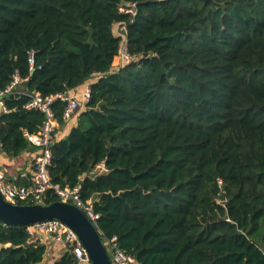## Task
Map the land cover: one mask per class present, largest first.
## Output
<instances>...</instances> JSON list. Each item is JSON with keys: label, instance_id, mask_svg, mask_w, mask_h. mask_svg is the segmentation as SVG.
Instances as JSON below:
<instances>
[{"label": "trees", "instance_id": "1", "mask_svg": "<svg viewBox=\"0 0 264 264\" xmlns=\"http://www.w3.org/2000/svg\"><path fill=\"white\" fill-rule=\"evenodd\" d=\"M124 3L138 4L133 20ZM120 22L135 60L116 69ZM16 75L27 95L0 107L10 157L46 120L29 95L91 84L73 126L54 103L66 135L49 171L93 199L105 244L141 264H264V0H0V90ZM101 162L109 172L88 177ZM58 200L51 190L44 204ZM46 251L0 222V264H43ZM53 264L78 261L63 248Z\"/></svg>", "mask_w": 264, "mask_h": 264}, {"label": "built area", "instance_id": "2", "mask_svg": "<svg viewBox=\"0 0 264 264\" xmlns=\"http://www.w3.org/2000/svg\"><path fill=\"white\" fill-rule=\"evenodd\" d=\"M120 13L129 15L131 19L138 15L137 3H124L120 6ZM117 26L121 30L123 40L119 47L118 55L114 60L116 69H123L135 60V56L129 50L128 40V24L120 22ZM35 53L32 51L29 57L31 69L34 68ZM101 77L96 76L95 82ZM23 80L16 75L13 82L5 90H0V107L7 112L5 105V97L10 94L27 95L17 90L18 85ZM30 100L25 105L28 111L38 110L46 115V120L37 133L25 132V138L28 140L32 148L39 150L38 156L29 165V172L24 173L21 177L29 181V185L20 186L12 181L3 169H0V192L4 198L13 204H21V202L32 201L33 204H44L46 195L49 191H53L64 202H70L81 208L88 217L96 225L99 215L94 212L93 199L83 201L81 197L80 187L61 188L52 182L49 166L52 159V145L54 143L55 134L59 123L53 110L54 103L60 101L64 103V119L71 121L78 113L80 101L84 104L88 103L91 98V84H88L82 93H73L69 91L57 93L55 95L44 98L39 93L29 95ZM109 169L105 162L98 164L88 177L95 179L96 177L108 173ZM86 177H81L85 180ZM27 231L33 242L42 244L46 240L52 243L62 245L64 252L68 251L74 255L78 264H92L90 256L80 241L78 235L66 224L60 221H48L38 223L27 227ZM107 250L114 264H141L133 255L125 252L117 243L116 238L110 240L106 244ZM64 254V253H63Z\"/></svg>", "mask_w": 264, "mask_h": 264}, {"label": "water", "instance_id": "3", "mask_svg": "<svg viewBox=\"0 0 264 264\" xmlns=\"http://www.w3.org/2000/svg\"><path fill=\"white\" fill-rule=\"evenodd\" d=\"M48 221H60L70 227L87 250L92 264H114L97 226L78 206L62 200L48 205L13 204L0 192V222L5 226L29 227Z\"/></svg>", "mask_w": 264, "mask_h": 264}, {"label": "crops", "instance_id": "4", "mask_svg": "<svg viewBox=\"0 0 264 264\" xmlns=\"http://www.w3.org/2000/svg\"><path fill=\"white\" fill-rule=\"evenodd\" d=\"M69 122H71V124L69 125L70 127L73 126L75 123V121L73 119ZM59 130H60V125L58 127L57 132H59ZM56 134H57L56 138L60 139L61 137H63V135L64 136L66 135V131L63 135L60 133H56ZM38 154H39L38 149L37 150L34 149L33 151H30V149H29L27 154H23L19 157H10V156L4 154L2 152V150L0 149V169H3L5 171V173L7 174V176L12 181H15L19 178L22 179L21 176L24 173L29 172V165L31 162H33L35 160V158L38 156ZM25 182H27V180ZM43 244L46 246V249H47L46 255L53 257V259L58 258V252L64 248L62 245L52 243L50 240H46ZM61 254H63V252H61L60 255ZM46 255H45V258H46Z\"/></svg>", "mask_w": 264, "mask_h": 264}, {"label": "rangeland", "instance_id": "5", "mask_svg": "<svg viewBox=\"0 0 264 264\" xmlns=\"http://www.w3.org/2000/svg\"><path fill=\"white\" fill-rule=\"evenodd\" d=\"M117 28H118L119 31L121 32L120 28H119V27H117ZM76 116H77V115H76ZM72 122H73V121H72ZM69 124H71V122H70ZM58 127H59V126H58ZM57 130H58V129H57ZM53 262H54L53 257L46 255V258H45L43 264H53Z\"/></svg>", "mask_w": 264, "mask_h": 264}]
</instances>
